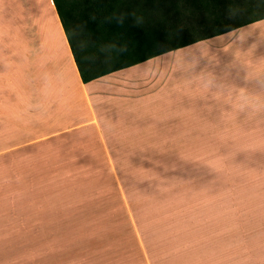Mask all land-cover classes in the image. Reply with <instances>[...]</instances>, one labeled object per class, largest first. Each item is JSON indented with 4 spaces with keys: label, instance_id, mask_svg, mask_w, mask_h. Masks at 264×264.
I'll use <instances>...</instances> for the list:
<instances>
[{
    "label": "crops",
    "instance_id": "obj_1",
    "mask_svg": "<svg viewBox=\"0 0 264 264\" xmlns=\"http://www.w3.org/2000/svg\"><path fill=\"white\" fill-rule=\"evenodd\" d=\"M235 111H264V19L84 83L53 0H0V166L18 230L72 219L52 203L53 168L115 166L109 152L139 136ZM254 246L202 262L264 264Z\"/></svg>",
    "mask_w": 264,
    "mask_h": 264
},
{
    "label": "rangeland",
    "instance_id": "obj_2",
    "mask_svg": "<svg viewBox=\"0 0 264 264\" xmlns=\"http://www.w3.org/2000/svg\"><path fill=\"white\" fill-rule=\"evenodd\" d=\"M243 114L139 136L109 152L115 166L53 168L52 203L73 206L70 229L60 219L57 228L11 225L15 184L4 187L0 166V264H209L203 258L257 254L264 111Z\"/></svg>",
    "mask_w": 264,
    "mask_h": 264
},
{
    "label": "trees",
    "instance_id": "obj_3",
    "mask_svg": "<svg viewBox=\"0 0 264 264\" xmlns=\"http://www.w3.org/2000/svg\"><path fill=\"white\" fill-rule=\"evenodd\" d=\"M84 83L264 19V0H53Z\"/></svg>",
    "mask_w": 264,
    "mask_h": 264
}]
</instances>
